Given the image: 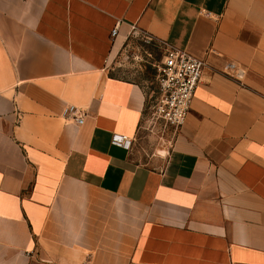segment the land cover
I'll return each mask as SVG.
<instances>
[{
  "label": "crops",
  "instance_id": "crops-1",
  "mask_svg": "<svg viewBox=\"0 0 264 264\" xmlns=\"http://www.w3.org/2000/svg\"><path fill=\"white\" fill-rule=\"evenodd\" d=\"M139 34L206 61L160 163ZM0 264H264V0H0Z\"/></svg>",
  "mask_w": 264,
  "mask_h": 264
},
{
  "label": "rangeland",
  "instance_id": "rangeland-1",
  "mask_svg": "<svg viewBox=\"0 0 264 264\" xmlns=\"http://www.w3.org/2000/svg\"><path fill=\"white\" fill-rule=\"evenodd\" d=\"M165 53L166 47L161 40L153 38L147 41L145 35L139 34L129 40L110 67L113 75L143 85L147 93L145 118L137 142L138 159L143 162L160 163L158 155H165L175 134L172 126L165 125L152 112L158 91V67Z\"/></svg>",
  "mask_w": 264,
  "mask_h": 264
},
{
  "label": "built area",
  "instance_id": "built-area-1",
  "mask_svg": "<svg viewBox=\"0 0 264 264\" xmlns=\"http://www.w3.org/2000/svg\"><path fill=\"white\" fill-rule=\"evenodd\" d=\"M117 29L113 30L115 35ZM153 37L146 35V40ZM164 43V41H162ZM165 44V43H164ZM166 47L157 74V96L152 105L153 115L161 119L165 125H170L177 130L181 127L191 110V103L195 91L201 81L206 61L188 51L176 47ZM63 115L73 117L82 122L85 112L75 105H68ZM114 142L130 147L132 139L127 136L115 135Z\"/></svg>",
  "mask_w": 264,
  "mask_h": 264
}]
</instances>
